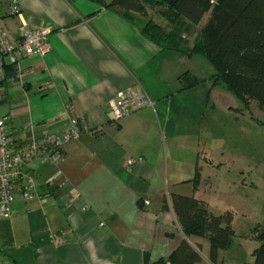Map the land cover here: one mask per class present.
<instances>
[{
  "label": "crops",
  "instance_id": "1",
  "mask_svg": "<svg viewBox=\"0 0 264 264\" xmlns=\"http://www.w3.org/2000/svg\"><path fill=\"white\" fill-rule=\"evenodd\" d=\"M12 2L0 0V28L11 43L21 22L50 29L49 52L20 56L17 80L2 85L0 114L14 143L64 133L72 116L86 129L61 145L59 161L35 158L25 167L37 194L12 204L15 217L29 218L0 254L16 264H153L185 239L201 255L197 264H251L258 241L237 244L248 234L234 217L236 238L212 262L208 239L184 235L172 209L178 194L221 212L204 194L198 143L181 136L177 121L190 91L181 78L197 74L183 54L90 0H15L17 14ZM138 86L152 105L114 122L110 101Z\"/></svg>",
  "mask_w": 264,
  "mask_h": 264
},
{
  "label": "trees",
  "instance_id": "2",
  "mask_svg": "<svg viewBox=\"0 0 264 264\" xmlns=\"http://www.w3.org/2000/svg\"><path fill=\"white\" fill-rule=\"evenodd\" d=\"M90 1L134 21L142 35L162 49L203 56L215 82L224 84L244 106L254 100L264 108V0ZM149 9H159L165 19H175L173 28L166 31L147 18ZM205 14H209L208 19L200 27L192 45L183 50L181 46L185 39L182 33L197 26ZM4 75L1 86L7 79L17 80L16 67L7 59L4 61ZM183 77V88L197 83L184 82ZM171 205L184 235L208 239L212 262L218 250L227 249L236 236L231 210L214 214L203 201L178 194L171 196ZM251 236L258 241L251 264H264V228H254ZM200 260V253L184 239L168 258L153 264H197Z\"/></svg>",
  "mask_w": 264,
  "mask_h": 264
},
{
  "label": "rangeland",
  "instance_id": "3",
  "mask_svg": "<svg viewBox=\"0 0 264 264\" xmlns=\"http://www.w3.org/2000/svg\"><path fill=\"white\" fill-rule=\"evenodd\" d=\"M160 14L159 9L147 11V17H154L170 31L176 20L172 17L162 19ZM208 17L209 14H205L197 26L182 33L183 50L192 45ZM182 54L188 69L197 72H185L183 81L197 83L185 88L190 91L182 95L183 102L179 105L182 111L177 120L182 132L179 131L187 141L198 143L197 158L204 178V194L221 210L213 213L231 210L236 226L248 234L236 236L241 237L237 244L247 239L248 247L252 230L264 228V108L254 100L244 106L224 84L215 82L203 56ZM11 211L8 217L0 216V249L6 251L13 245L17 230L29 218L28 213L22 212L15 217L13 206Z\"/></svg>",
  "mask_w": 264,
  "mask_h": 264
},
{
  "label": "built area",
  "instance_id": "4",
  "mask_svg": "<svg viewBox=\"0 0 264 264\" xmlns=\"http://www.w3.org/2000/svg\"><path fill=\"white\" fill-rule=\"evenodd\" d=\"M15 0L12 2V12L18 13ZM18 39L11 43L5 32L0 28V102L2 101V86L4 81V61L7 59L16 65L20 56L43 57L50 50V29L29 26L21 22L18 29ZM144 105H152L145 90L126 88L118 91L110 101L113 121L136 111ZM9 118L0 114V216L11 215L12 204L17 198L29 200L37 194L34 175L25 167L35 158L43 162H57L62 158L61 145L77 139L86 128L76 116L69 119V125L64 133H51L16 145L8 130ZM148 201H145L147 204ZM0 264H16L0 254Z\"/></svg>",
  "mask_w": 264,
  "mask_h": 264
}]
</instances>
